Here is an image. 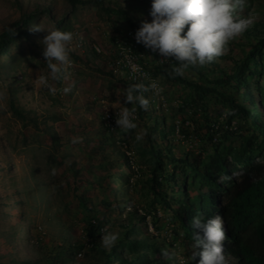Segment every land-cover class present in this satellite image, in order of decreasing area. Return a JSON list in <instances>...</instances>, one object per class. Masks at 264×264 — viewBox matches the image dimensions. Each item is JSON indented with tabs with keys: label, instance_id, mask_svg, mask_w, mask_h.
I'll return each instance as SVG.
<instances>
[{
	"label": "rangeland",
	"instance_id": "374dc122",
	"mask_svg": "<svg viewBox=\"0 0 264 264\" xmlns=\"http://www.w3.org/2000/svg\"><path fill=\"white\" fill-rule=\"evenodd\" d=\"M102 5L123 9L139 25L141 20H151L150 0H102ZM41 8L49 10L48 14H39ZM23 11L38 14L36 22L42 27L55 26L74 33L70 45L73 65L67 79L55 82V94L38 86L35 78L46 68L40 43L46 32L33 31L34 25L28 39L15 41L0 55V264L26 261L35 264L36 260H39L37 264H89L86 220L92 215L102 220H117V204H123L126 198V194L114 195L111 188L119 189L123 185L108 176L116 172V161H120L117 150L136 160L135 146L145 143L144 139L135 141V135L141 131L150 132L159 144L164 142L151 131L152 117H140L138 110L137 128L127 134L116 124L113 130L106 125L105 114L116 117L119 109L132 107L121 94L134 82L123 65L120 45L126 46L127 54L136 56V62L147 72L142 83L154 81L163 89L158 94L151 90L144 94L150 102L149 114L164 120L162 130L174 143L175 153L183 149L197 153L205 128L194 120H200L202 112L190 105L188 88L164 79L162 71L170 64V57L164 60L135 39L129 40L125 34L130 29L113 12L107 13L91 2L71 9L68 0H0V32L18 20ZM237 15L251 18L253 24L263 21L264 0H245V7ZM60 18L63 20L56 23ZM246 43L244 33L237 36L228 44L223 57L214 61L215 66L227 71L230 57L238 59L240 48H246ZM218 69L210 70V76L217 75ZM183 76L194 78L190 69ZM73 80L76 81L73 91L64 95L62 88ZM10 100L22 112V119L10 110ZM224 111L222 104L213 98L209 101L207 115L216 120L213 127L220 133L237 126L235 119L226 124ZM181 126H185L187 137L180 132ZM171 129L174 134L169 133ZM75 136L83 137L82 141L71 143ZM124 141L129 142V147ZM106 163L108 169L104 167ZM101 176L105 177L101 180ZM135 192L133 200L139 198ZM78 195L86 198L90 212L78 205ZM103 198L111 205L105 206ZM148 198L150 195L145 199ZM158 214L162 212L159 210ZM162 222H165L164 239L172 244L169 251L176 253L181 264L189 255L187 245L180 236L173 239L172 225ZM149 229L152 230L151 226ZM102 231L116 233L117 225L106 223ZM101 236L100 231L96 240L101 242ZM82 242L83 248L72 257L71 247ZM66 248L70 251L55 260L57 252ZM225 258L232 260L229 255Z\"/></svg>",
	"mask_w": 264,
	"mask_h": 264
},
{
	"label": "trees",
	"instance_id": "16d2710c",
	"mask_svg": "<svg viewBox=\"0 0 264 264\" xmlns=\"http://www.w3.org/2000/svg\"><path fill=\"white\" fill-rule=\"evenodd\" d=\"M68 2L71 9L78 4L95 3L107 13L118 15L133 34L140 26L123 9L104 8L102 0ZM47 11L41 8L39 14H48ZM37 15L33 11H23L18 20L0 32V55L10 44L30 37V27L37 24ZM244 34L246 48H240L238 59L230 57L231 66L227 71L218 69L212 62L210 66L187 68L193 72V79L173 76L175 61L170 57V64L163 69L162 75L166 81L190 90V105L202 112L200 120H194L205 128L201 144L197 153L192 149L175 153L174 143L162 130L164 120L149 114V108L144 111L137 106L140 117H152L151 131L160 135L164 142L157 143L150 132H146L145 143L135 146L136 160H131L125 151L117 150L120 161H116V172H110L108 176L123 185L119 189L111 188L114 195L126 194V198L123 204H117V220H102L93 215L86 220L89 264H168L161 253L169 250L172 244L164 239L165 222L162 220L172 225V238L176 240L180 236L188 248L194 233L203 235L192 225L197 214L201 215L202 222L220 216L225 231V239L221 242L223 253L232 258L226 260L227 264H264V20L250 26ZM125 36L130 40L127 32ZM214 69L219 72L210 76L209 71ZM144 96L148 98L146 94ZM212 98L222 104L224 110H234V114L226 118V124L235 119L237 126L222 133L214 130L216 120L207 115V105ZM10 110L15 116L24 117L12 100ZM184 127L181 126L180 132L186 136ZM169 133L174 134V130ZM124 143L129 147L128 141ZM134 191L139 195L136 200H133ZM147 195L150 198L146 200ZM76 198L84 211H91L84 196ZM102 203L111 205L106 198ZM106 223L117 225L119 237L110 250L96 240ZM83 246V242L72 246L71 256L74 257ZM69 251L70 248H66L64 252H57L55 260ZM198 259L197 256L185 261L186 264H197ZM38 262L36 260L35 264ZM176 264H179L178 260Z\"/></svg>",
	"mask_w": 264,
	"mask_h": 264
},
{
	"label": "clouds",
	"instance_id": "9594fccd",
	"mask_svg": "<svg viewBox=\"0 0 264 264\" xmlns=\"http://www.w3.org/2000/svg\"><path fill=\"white\" fill-rule=\"evenodd\" d=\"M245 7V0H150V21L141 20L134 33V39L146 49L162 56L164 60L171 57L175 61L171 75L183 76L190 66H204L214 62L227 51L228 44L244 33L252 24L251 18H241L238 10ZM36 32H46L40 43L43 44V64L45 72L36 76L41 89L55 94V82L67 79L69 69L73 65L70 46L74 33L64 31L55 26L51 29L36 24L32 26ZM183 32V35L181 33ZM163 63V60H159ZM136 70L135 68L133 69ZM76 81H71L62 88L64 95L71 93ZM163 91L156 82L134 83L121 92L124 101L131 108L124 106L118 110L115 123L122 133H129L137 128L135 113L137 106L144 111L149 108V99L143 94L148 91ZM234 114V110L226 109L224 118ZM112 128L108 127L110 130ZM145 131L135 135L137 143L142 142ZM83 137H72L71 143H80ZM220 216L202 222L200 214L194 215L192 225L202 232V237L194 233L188 247V260L199 257L197 264H227L221 242L225 239V231ZM101 244L111 249L118 240V234L102 231ZM161 255L168 264H176L175 252L163 250ZM181 261V264H186Z\"/></svg>",
	"mask_w": 264,
	"mask_h": 264
},
{
	"label": "built area",
	"instance_id": "2783aa9c",
	"mask_svg": "<svg viewBox=\"0 0 264 264\" xmlns=\"http://www.w3.org/2000/svg\"><path fill=\"white\" fill-rule=\"evenodd\" d=\"M127 35L134 39V34L129 31L127 32ZM126 48V46L120 45L119 49H120V53L123 54L122 56H124V62L123 65L126 68L130 79L134 82V83H142V79L144 77L147 76V72L143 69L142 65H139L136 62L137 57L134 56L133 54H127L128 51H125L124 49ZM136 69L135 71L133 69ZM158 85V83H157ZM105 122L106 125L110 128H112L114 126L115 123V116L113 114H105Z\"/></svg>",
	"mask_w": 264,
	"mask_h": 264
}]
</instances>
